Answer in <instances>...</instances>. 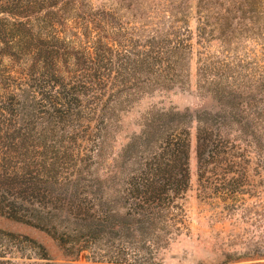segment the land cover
Wrapping results in <instances>:
<instances>
[{"label": "rangeland", "instance_id": "374dc122", "mask_svg": "<svg viewBox=\"0 0 264 264\" xmlns=\"http://www.w3.org/2000/svg\"><path fill=\"white\" fill-rule=\"evenodd\" d=\"M263 263L264 0H0V264Z\"/></svg>", "mask_w": 264, "mask_h": 264}, {"label": "trees", "instance_id": "16d2710c", "mask_svg": "<svg viewBox=\"0 0 264 264\" xmlns=\"http://www.w3.org/2000/svg\"><path fill=\"white\" fill-rule=\"evenodd\" d=\"M11 35L14 36L13 34ZM15 38L16 37L10 36V40L5 43L7 47L5 50L20 47L22 41L18 40L15 42ZM182 146L185 149L187 147V143L184 142ZM174 166L175 165L172 163L168 164V168L170 169ZM157 171L164 174L161 185L157 186L159 173L154 174L151 178L146 177L143 179L146 181V189L143 192H139V196H137L140 201V203L137 204L140 205L141 216H144L149 221H154L158 214L165 211L166 204H169L172 196L186 190L189 185L188 175H184L182 179H173L171 178L172 176L169 177L167 173L166 175L168 177H166L165 172L160 171L158 168Z\"/></svg>", "mask_w": 264, "mask_h": 264}]
</instances>
